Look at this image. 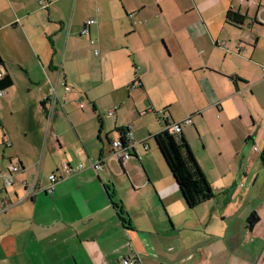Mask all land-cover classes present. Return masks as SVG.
Masks as SVG:
<instances>
[{"label":"crops","instance_id":"1","mask_svg":"<svg viewBox=\"0 0 264 264\" xmlns=\"http://www.w3.org/2000/svg\"><path fill=\"white\" fill-rule=\"evenodd\" d=\"M157 2L164 4L144 15L126 0H48L45 8L39 0H0V33L7 32L0 34V65L11 82L0 96V264H121L134 255L136 264H264L260 169L244 170L251 175L243 192L249 206L235 210L233 194L222 198L220 189L189 208L152 139L163 129V109L176 123L191 117L173 136L188 142L209 182L193 140L206 146L212 128L242 117L240 94L262 82L254 78L264 72L259 37L245 41L238 33L246 23L248 31L264 23L256 19H264V7L256 0ZM229 8L246 16L241 26L225 23ZM120 9L124 23L130 14L122 50L102 41L95 66L88 65L73 37L84 36L89 18L96 22L87 42L100 37L102 22L112 19L106 14ZM127 127L132 156L119 164L111 142ZM255 127L252 119L237 133L254 142ZM249 148L245 141L238 153ZM99 160L103 168L94 171ZM63 163L83 167L46 192L49 174H61ZM10 164L20 170L4 188ZM252 211L258 218L248 229Z\"/></svg>","mask_w":264,"mask_h":264},{"label":"rangeland","instance_id":"2","mask_svg":"<svg viewBox=\"0 0 264 264\" xmlns=\"http://www.w3.org/2000/svg\"><path fill=\"white\" fill-rule=\"evenodd\" d=\"M256 1H258L260 6L264 7V0ZM126 2L132 5H139L140 9H143L141 14L144 15L153 14L159 10L160 5L162 6L164 4V2H161L159 5L157 0H126ZM95 8L96 10L101 9V4H96ZM165 13L166 12L163 11V17L165 16ZM123 14L124 12L122 9L113 12L109 11L106 14L110 15V18L112 17V19L102 22L100 27V37L92 34V39H95L96 37L98 40V43L94 46L89 45L86 35L80 36L79 34H76V38L73 37L72 42L75 46H77L80 51V56L85 58V62L88 65L91 64V66H95L93 64L94 60L92 59H98L100 57V53L103 52V48L101 47V44L103 43L106 47L119 48L122 50L120 46L122 45V40H125V38H123L124 30L130 26V14L129 16L124 17L126 20L125 23L124 19L121 20L119 17L123 16ZM257 24L258 25L254 24L255 27L253 31H248L249 26L246 23L244 25L245 29L242 28V31L238 34L239 37H241L240 39L245 41H249L250 37H259V47L257 50V56L259 59L257 60L259 68L261 69V67L264 66V23ZM5 33L7 32L2 31L0 34L4 36ZM115 36L116 38H118V36L120 37V39L117 40V43L114 40ZM84 41H86L88 46H90L88 51ZM94 49L98 51L97 54L94 53ZM115 52H118V50ZM258 75L263 77L262 82L260 84H256L252 90H250L251 88L248 89L246 91L247 93H242V95L240 94L239 98L237 97L238 101H240L238 104L242 117H236L235 119L226 122L222 128H212L213 132H211L208 136H205L206 146L201 143L198 137L193 140V147L196 149L197 157L203 159V165L207 167L205 168V171L211 185V190L214 193H217L220 189L225 190L221 196L222 198L226 197V195L233 194V199L230 204L233 208H235V210L240 209L242 206H249V203H245L243 197L244 190L251 186V175L244 176V170L247 169L248 166L254 167L252 172L253 175L256 174L255 169H260L264 183V164L261 162V154L264 151V145L260 144L262 141L261 134L264 135V72L260 71L259 73V70H257L254 78H258ZM173 109L181 115V107L175 104L173 105ZM105 114L107 115V112H105ZM252 119L256 122L254 131H256L257 134L260 133V136L255 139L254 142L247 139V136H245V138H241L242 135L237 133L238 131L244 129V127H249ZM217 120L219 121V119ZM219 122H221V120ZM184 124L186 123H183L181 126ZM245 141L250 148L246 154H242L240 152L238 153V150L240 151V148ZM133 161L137 163L136 160ZM222 183L225 185L224 188H221Z\"/></svg>","mask_w":264,"mask_h":264},{"label":"trees","instance_id":"3","mask_svg":"<svg viewBox=\"0 0 264 264\" xmlns=\"http://www.w3.org/2000/svg\"><path fill=\"white\" fill-rule=\"evenodd\" d=\"M245 18V15H241L237 11L232 10V8H229L225 13L224 21L230 25L241 26ZM10 83V79L5 75L3 79L0 80V88L5 90L10 86ZM160 119L163 122V129L155 133L152 139L173 176L187 207L193 208L211 199L214 196V192L211 190V186L188 142L183 137L176 140L173 134L169 133L168 126L172 124L173 121L170 118L167 108L161 111ZM128 131L129 127L117 129L118 138L123 141ZM261 159L264 162V151L261 154ZM120 163L121 162H119V164ZM111 196H113V194ZM114 205L121 215L122 209L118 204ZM257 218V213L252 211L247 218L248 229H252ZM121 220L123 222L126 221L123 218H121Z\"/></svg>","mask_w":264,"mask_h":264},{"label":"built area","instance_id":"4","mask_svg":"<svg viewBox=\"0 0 264 264\" xmlns=\"http://www.w3.org/2000/svg\"><path fill=\"white\" fill-rule=\"evenodd\" d=\"M47 3H48V0H39V4L42 8H45L47 6ZM259 12H261V11H259ZM256 19L264 22V19L261 17L260 14H257ZM95 22H96V20L94 18L87 19L85 21L84 27L82 28V30L80 32L81 35H88L89 36V28ZM89 43H90V45L94 46L96 41L92 38H89ZM215 44L222 45V46L225 45L224 41H221V40H216ZM234 51L237 52L238 51L237 48L234 49ZM94 53L97 54L98 51L96 49H94ZM262 70L264 71V66L262 67ZM5 73H6L5 68L2 65H0V80L3 79V77L5 76ZM130 87L131 88L135 87V84H131ZM65 90L69 91L70 88L65 86ZM4 92H5V90L0 88V96H2ZM52 108H53V105L51 106V110H50L51 112H52ZM111 113H112V111H109L108 114H111ZM190 122H191L190 117L186 118L182 122H178V123L173 122L172 124H170L168 126L169 133L173 134L175 132H181V125L183 123H190ZM132 143H133V138H132L130 131H128L126 133V137L123 141L120 138H116V139L112 140V142H111L112 154L118 162L123 163L131 157V155H132V152H131ZM6 145L10 146L11 144H10V142H7ZM82 167H83L82 163H79L77 165H70L69 163H63L61 165V169H60V171L62 172L61 174H59L57 172H52L49 174L48 179L50 181V185L46 189V192H48V193L52 192L55 182L59 178H61L62 175L74 174V173L80 171L82 169ZM91 168L94 171L101 170L103 168L102 160H99V161L92 163ZM19 170H20V168H19L18 164H10L9 165V167L4 172V174H2V176H3V187L4 188L12 186L13 175L15 173L19 172ZM34 192H35V183L25 187V197L31 196ZM2 204L3 203L0 200V207L2 206ZM138 262H139L138 256L134 255V256H129L127 258H124V260L121 262V264H136Z\"/></svg>","mask_w":264,"mask_h":264},{"label":"bare ground","instance_id":"5","mask_svg":"<svg viewBox=\"0 0 264 264\" xmlns=\"http://www.w3.org/2000/svg\"><path fill=\"white\" fill-rule=\"evenodd\" d=\"M132 156V155H131Z\"/></svg>","mask_w":264,"mask_h":264}]
</instances>
